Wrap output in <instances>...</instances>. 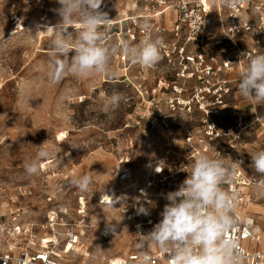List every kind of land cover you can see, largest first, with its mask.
Instances as JSON below:
<instances>
[{
    "label": "rangeland",
    "instance_id": "rangeland-1",
    "mask_svg": "<svg viewBox=\"0 0 264 264\" xmlns=\"http://www.w3.org/2000/svg\"><path fill=\"white\" fill-rule=\"evenodd\" d=\"M108 6L112 14L123 9L120 1ZM59 7L57 0H0V222L19 209L24 212L20 216L23 228L31 225L21 228L15 237L10 235L9 243L0 237V252L14 242L15 246L37 248L39 238L49 234L41 226L53 210L64 222L83 230L80 254L68 260L107 264L132 251L140 239L137 232L150 231L163 210L150 206V215L145 216L133 212L128 200L126 205H100L101 193L131 196L110 169L119 158L130 156L125 167L140 180L149 171L148 161L164 156V161L172 163V152L182 151L180 147L156 148L163 136L171 135L156 134L143 122L142 117L150 113V91L163 76L160 71L142 72L138 64L126 69L129 61L113 57L110 66L117 73L115 79L65 74L59 82H51V37L47 31L37 30L57 24L60 17L53 10ZM78 24L77 19L73 25ZM79 29L70 27L68 31L75 37ZM113 92L123 93L126 100L105 113L103 101ZM255 135L245 136L248 145L240 150L250 164L251 155L264 150L249 145ZM38 146L54 152L55 159L41 160L39 172L30 175L25 165L36 158ZM85 174L91 177V184L87 191H80L71 180ZM59 183L63 184L57 192ZM252 192L256 202H249L247 209L261 214L264 190L252 188ZM107 223L119 226L114 233H102Z\"/></svg>",
    "mask_w": 264,
    "mask_h": 264
},
{
    "label": "built area",
    "instance_id": "built-area-1",
    "mask_svg": "<svg viewBox=\"0 0 264 264\" xmlns=\"http://www.w3.org/2000/svg\"><path fill=\"white\" fill-rule=\"evenodd\" d=\"M116 1L123 3V9L112 15L108 5ZM101 7L111 19L106 34L108 43L139 44L145 36L140 28L143 22L151 25L153 38L164 39L167 47L162 51L161 61L151 68L139 65L142 72L160 71L163 75L156 89L150 91L147 102L150 113L142 118L156 134L171 135L166 139L163 136L161 142L155 143L156 148L168 151L180 147L182 151H171L172 163L164 161V156L148 161L149 171L140 180L125 167L131 157L119 158L110 174L123 189H130L127 205L133 212L141 205L163 209L166 194L177 190L188 175L181 168L190 166L201 153L226 163L240 161L232 182L223 185L225 190L236 194L237 227L229 238L236 239L244 250L243 264H264V212L248 213L245 209L247 202H256L253 194L254 199L258 198L252 188L264 190V177L246 172L249 163L240 152L254 122L264 130V104L260 112L249 100L250 112L246 114L238 96L240 74L248 63L242 54L264 53V0H104ZM170 11L174 16L168 25L165 17ZM72 27L79 28L80 24ZM115 57L123 63L129 61L119 53ZM131 65L129 61L125 68ZM157 167L162 171L156 172ZM62 184L59 183L57 192ZM111 193H101L98 203L116 204L112 200L117 195H108ZM108 196L113 198L107 199ZM147 201L151 203L148 205ZM22 213L17 209L16 213L2 218L0 237L7 243L21 228L31 227L28 223L23 228ZM41 228L49 234L39 238L37 248L15 246L16 242L8 244L0 252V264H86L83 260L73 263L68 260L80 254L83 230L79 225L64 222L51 210ZM145 254L151 264H168L165 254L157 247L142 249L138 245L107 264H143Z\"/></svg>",
    "mask_w": 264,
    "mask_h": 264
},
{
    "label": "clouds",
    "instance_id": "clouds-1",
    "mask_svg": "<svg viewBox=\"0 0 264 264\" xmlns=\"http://www.w3.org/2000/svg\"><path fill=\"white\" fill-rule=\"evenodd\" d=\"M103 2L57 0L60 7L53 11L60 17L59 21L54 26L45 25L43 30H37L47 31L51 37L49 78L52 83L59 82L65 74L78 78L99 75L115 79L117 73L110 65L118 53L132 64L145 68L154 67L161 61L162 51L167 45L162 37L153 38L151 25L147 22L140 25L145 36L139 44L107 42L111 19L102 10ZM77 19L80 29L74 37L68 29ZM70 53L74 54L70 56ZM242 57L248 63L240 74L239 92L247 100L264 103V53L250 56L247 52ZM125 100L123 93L113 92L105 97L102 111H114ZM38 148L36 158L25 165L30 175L39 172L41 160L55 159L54 152L42 146ZM251 161L250 166L255 173L264 176V150L251 155ZM238 164L240 161L226 163L223 159L201 153L190 166L182 167L181 171L186 172L187 177L177 190L166 194L167 203L160 213L159 222L148 232H137L140 237L138 247H157L165 254L168 264H243L244 250L236 239L229 238L237 227L238 218L234 215L236 194L223 187L232 182ZM160 171L157 167L156 172ZM71 183L80 191H87L91 177L87 174L73 177ZM112 201L126 205L127 196L122 195ZM150 203L147 201L148 205ZM150 211L151 207L143 205L136 209L138 215L148 216ZM118 226L107 223L105 234L114 233ZM143 264H151L146 254Z\"/></svg>",
    "mask_w": 264,
    "mask_h": 264
},
{
    "label": "crops",
    "instance_id": "crops-1",
    "mask_svg": "<svg viewBox=\"0 0 264 264\" xmlns=\"http://www.w3.org/2000/svg\"><path fill=\"white\" fill-rule=\"evenodd\" d=\"M112 15H114V14H112ZM173 16H174V13H173V11H170L168 14H167V16L165 17V22L166 23H168V25L171 23V21H172V19H173ZM167 18V19H166ZM238 96H239V100H240V103H242L241 104V108H242V110H244L245 111V113L246 114H248L249 112H250V107H251V102L249 101V100H247V99H245L242 95H241V93L238 91ZM257 106H258V110L261 112L262 111V105L264 104V103H260V104H257L255 101H253ZM252 102V103H253ZM252 134H258L257 136H256V138H255V140L254 141H252L251 143H249V145L251 146H254V149H258V148H260V149H264V130H262L261 128H259V126H258V124H256L255 122L253 123V128L251 129V131H249V133L247 134L248 136H250V135H252ZM246 135V136H247ZM257 138H259V139H257ZM244 140H245V138H244ZM258 140H260L259 142H258ZM245 145H248L247 143H244ZM174 161V160H173ZM251 164L249 163V165H248V168L249 169H247L246 170V172L248 173V174H258V173H252L253 172V168L250 166ZM259 175H261V174H259ZM264 177V176H263ZM247 208H249L248 207V205H247V207L245 208L246 209V211L248 212V213H255L254 211H250V209H247Z\"/></svg>",
    "mask_w": 264,
    "mask_h": 264
},
{
    "label": "bare ground",
    "instance_id": "bare-ground-1",
    "mask_svg": "<svg viewBox=\"0 0 264 264\" xmlns=\"http://www.w3.org/2000/svg\"><path fill=\"white\" fill-rule=\"evenodd\" d=\"M108 195H115V194H114V193H111V194H108ZM109 197H110V196H108L107 199H112V198H113V196L110 197V198H109ZM247 204H249V202H247L246 205H247ZM105 232H106V229H102V233H105ZM108 233H109V232H108ZM88 255H89V254H88Z\"/></svg>",
    "mask_w": 264,
    "mask_h": 264
}]
</instances>
